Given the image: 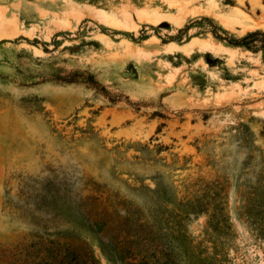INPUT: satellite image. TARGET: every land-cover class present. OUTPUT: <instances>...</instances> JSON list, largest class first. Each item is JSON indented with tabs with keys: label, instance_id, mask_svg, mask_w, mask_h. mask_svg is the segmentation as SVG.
Here are the masks:
<instances>
[{
	"label": "rangeland",
	"instance_id": "rangeland-1",
	"mask_svg": "<svg viewBox=\"0 0 264 264\" xmlns=\"http://www.w3.org/2000/svg\"><path fill=\"white\" fill-rule=\"evenodd\" d=\"M263 47L264 0H0V264H264Z\"/></svg>",
	"mask_w": 264,
	"mask_h": 264
},
{
	"label": "trees",
	"instance_id": "trees-1",
	"mask_svg": "<svg viewBox=\"0 0 264 264\" xmlns=\"http://www.w3.org/2000/svg\"><path fill=\"white\" fill-rule=\"evenodd\" d=\"M253 36H255V35H253ZM253 36H251V37H253ZM249 38V37H248ZM248 38H245V40H247ZM236 44H239V43H236ZM263 52H264V47H263Z\"/></svg>",
	"mask_w": 264,
	"mask_h": 264
},
{
	"label": "bare ground",
	"instance_id": "bare-ground-1",
	"mask_svg": "<svg viewBox=\"0 0 264 264\" xmlns=\"http://www.w3.org/2000/svg\"><path fill=\"white\" fill-rule=\"evenodd\" d=\"M232 19L236 22V20H235V18L234 17H232Z\"/></svg>",
	"mask_w": 264,
	"mask_h": 264
}]
</instances>
